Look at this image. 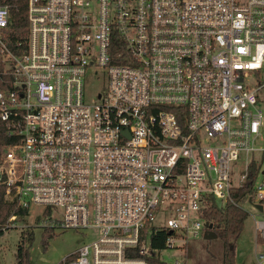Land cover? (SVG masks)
Here are the masks:
<instances>
[{"label": "built area", "instance_id": "2783aa9c", "mask_svg": "<svg viewBox=\"0 0 264 264\" xmlns=\"http://www.w3.org/2000/svg\"><path fill=\"white\" fill-rule=\"evenodd\" d=\"M0 121L4 200L88 232L59 264H149L226 205L264 264V0H0Z\"/></svg>", "mask_w": 264, "mask_h": 264}, {"label": "rangeland", "instance_id": "374dc122", "mask_svg": "<svg viewBox=\"0 0 264 264\" xmlns=\"http://www.w3.org/2000/svg\"><path fill=\"white\" fill-rule=\"evenodd\" d=\"M99 87L96 84L89 86L91 92H96ZM218 205L221 203L218 202ZM42 213L41 208H30L28 217L24 222L9 218L10 227L0 237V264H16L15 253L20 242L21 234L24 236L33 233L32 245L29 249V261L31 264H59L74 251L88 243V232L54 230L52 236L46 239V245L42 242V232L45 230L37 225ZM164 220L155 217L154 223L162 224ZM38 226V228H37ZM235 252V264H257L256 250H260V243H256V232L253 219L247 215L244 229L239 238L233 243ZM158 259L164 264L179 261V264H222V243L220 240H205L203 237L191 240L183 248L162 250Z\"/></svg>", "mask_w": 264, "mask_h": 264}, {"label": "trees", "instance_id": "16d2710c", "mask_svg": "<svg viewBox=\"0 0 264 264\" xmlns=\"http://www.w3.org/2000/svg\"><path fill=\"white\" fill-rule=\"evenodd\" d=\"M11 22L6 30L9 35V41H24L27 38L28 28L26 22V7L23 1L14 2L13 8L10 10ZM11 44V43H10ZM11 143V139L7 136L5 128L0 121V159L7 145ZM252 180H250L239 193L240 196L250 190ZM27 216L26 210L17 208L14 203L4 200V190L0 187V237L10 229L9 218L15 217L17 221L24 222ZM205 221L212 225V231L216 234L217 240L222 243V264H235V252L233 243L239 238L244 229V222L247 215L244 211L232 205H226L224 209L218 210L210 207L205 215ZM51 229H45L42 232V244L46 245V239L52 236ZM167 231L160 230L156 234L150 236V249H164V241L167 237ZM33 233L27 236L22 233L20 242L15 253L16 264H31L29 261V249L32 245ZM149 264H164L157 260H151Z\"/></svg>", "mask_w": 264, "mask_h": 264}, {"label": "water", "instance_id": "95a60500", "mask_svg": "<svg viewBox=\"0 0 264 264\" xmlns=\"http://www.w3.org/2000/svg\"><path fill=\"white\" fill-rule=\"evenodd\" d=\"M205 226H206V228H207V231L205 232L203 238H204L205 240H213V239H216L217 236H216V234L212 231V225H210V224H206ZM169 234H171V232H169Z\"/></svg>", "mask_w": 264, "mask_h": 264}]
</instances>
